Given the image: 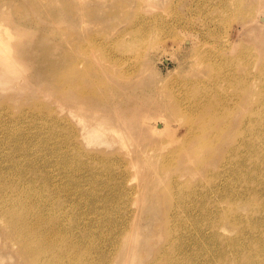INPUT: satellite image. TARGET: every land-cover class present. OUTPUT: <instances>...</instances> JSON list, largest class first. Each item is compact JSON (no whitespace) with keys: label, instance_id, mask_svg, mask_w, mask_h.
<instances>
[{"label":"rangeland","instance_id":"obj_1","mask_svg":"<svg viewBox=\"0 0 264 264\" xmlns=\"http://www.w3.org/2000/svg\"><path fill=\"white\" fill-rule=\"evenodd\" d=\"M258 2L263 0H0V32H11L13 54L20 62L16 73L0 67V195L16 202L14 208L0 202L1 264H239L229 251L222 252L226 242L213 243L205 231L224 226L237 235L240 229L228 217L236 207L245 219L250 217L252 205L264 195L258 198L257 193L263 194L258 191L246 199V187L222 185L219 159L214 165H198L199 153L207 156L194 140L196 134L204 136L202 125L189 131L177 98L205 107L196 123L212 113L219 94H227L229 108L238 88L220 78L214 81L209 74L230 63L229 56L238 58L236 71V63L248 55L258 69L263 59L254 56L257 45L242 32L246 15ZM260 43L264 45V37ZM250 45L253 49L243 56ZM200 46L207 51L221 47L226 59L206 66ZM242 62L240 72L246 70ZM70 87L89 102L100 101L107 88L112 89L123 100L122 114L129 119L142 108L162 103L167 125L153 133L139 121L137 137L117 143L116 157L109 161L86 155L92 146L78 149V154L69 140V123L74 124L66 101ZM211 89L217 95L209 99ZM250 89L247 86L249 97L257 102L247 100L244 110L233 107V125L246 112L255 122L263 110L257 89ZM156 114L149 115L151 123ZM145 128L150 132L139 133ZM190 132L193 137L186 144L193 139L191 148L178 155L181 162L190 158L184 162L182 179L191 184L179 183L170 178L180 172L178 162L168 163L164 156L182 145ZM125 158L133 159L134 168L118 175ZM156 176L160 179L149 184ZM55 177L66 184L61 186ZM204 181L212 188L201 190L200 185L199 195L191 193ZM229 194L235 196L233 203ZM41 202L59 220L57 228L67 222L79 240L52 237L55 241L48 242L39 235H49L45 229L24 227V220L16 229L18 216L36 218L43 212ZM136 222L139 232L132 229ZM146 228L152 230L145 238ZM21 232H27L25 239ZM123 237L128 256L118 246ZM205 249L210 254L204 255Z\"/></svg>","mask_w":264,"mask_h":264},{"label":"bare ground","instance_id":"obj_2","mask_svg":"<svg viewBox=\"0 0 264 264\" xmlns=\"http://www.w3.org/2000/svg\"><path fill=\"white\" fill-rule=\"evenodd\" d=\"M257 9H263L260 15L256 12ZM242 32L245 33L246 39L254 40L257 45V51L259 52L258 55L254 56L258 57L259 60L263 59L258 69L257 66L254 65L255 58H250V55H248V58L245 61H238L236 63V71L233 66L234 62L238 58L229 56L230 63L224 64L219 71L209 74V77L214 81L220 78L221 81H225L227 84L234 85L238 88L239 95L234 96V101L230 103L229 108L226 106L228 100L224 98V96L227 95L224 91L225 94H219L217 98L213 99L217 100L218 104L213 107L212 113L206 117L207 119L201 123H196L195 117L199 113H206L204 106L200 104L194 105L190 101L184 103L181 99L177 98V110H180L182 113L187 115V124L190 129L189 131L192 133L195 132V129L198 128L200 124L202 125V132L204 136L202 137L200 134H196L194 135V140L203 147L201 150H207V156H204L203 153L200 152L198 165L202 166L206 165V163L214 165L216 163L215 161L219 159V162L217 163L222 167L223 177L220 183L224 186H231L238 183L239 187H246L245 198L248 199L251 194L257 193L258 191H262L263 193H257L258 198L264 195V45L260 43V39L264 37V0L263 2H258L257 7L246 15V18L242 23ZM209 35L213 34L209 32ZM11 39L12 34L9 30H7L5 36L0 32V67L3 66L10 74L16 73L18 65H20L19 60L13 54L12 44L10 43ZM236 43L237 42H232L234 46H236ZM200 47L201 48H199L198 51L202 50L203 52L200 58L206 66L210 67L215 64L217 59H226L224 50L221 47L211 51L205 50L202 46ZM246 48L247 49L245 50L242 49L243 56H245L250 49H253V46H246ZM241 62L242 65L246 67L244 72L239 71L241 65L239 67L238 65ZM193 83L197 84L199 87V82L192 81V84ZM247 86L249 89L251 88L250 90L257 89L255 92L257 94L259 93V103L262 104L263 110L261 111L260 116L255 119L257 121H252L250 116L246 115V112L237 121V124L233 125L231 123L230 110L233 107L234 110H244L247 105V100L252 103H255L257 100L256 98L252 99V96L249 97L250 93L248 94ZM229 87L230 86H224L225 90H228ZM107 89L108 92L104 93L103 98L100 101L89 102L87 98L85 99L86 96H83L78 90H75V88L70 87L67 91L66 101L69 105L70 117L74 121V124L71 123L70 125L69 123L68 127L69 140L73 149L78 152V149H84L85 147L92 146L93 149L87 150L85 152L86 155L92 156L96 159L106 158L105 160L109 161L111 157H116V152H118L117 143H124L125 140H129L130 142L134 141L135 137H137L135 131L138 129L139 121L142 125L147 124L152 132L156 133L165 129L167 119L162 110L163 104L158 102L156 107L149 110L147 108H142L137 113H134L133 116L131 115L133 120L129 119L130 116L125 117L122 114L121 104L123 103V100L115 97L112 89ZM247 94L248 96L245 98L243 95ZM216 95V91L211 89V96L209 99L215 97ZM114 98L117 99V102L120 105V110L118 109ZM194 106L198 107L192 108ZM153 112L157 113V118H155V121L151 123V121H149V115ZM137 115L139 119H136ZM220 116H222V119L225 117L224 121L219 119ZM55 125L58 127V122H56ZM208 129L210 131V135L208 134ZM145 132L149 133L150 131L146 128L139 130V133ZM191 132L182 145L176 147L164 156V160L166 162L171 163L169 160L173 161L172 163L174 164L178 162L177 165L179 166L178 168H180V172L172 175L170 178L177 182L180 181L181 183L189 184L191 183L189 181H184L182 177L185 174L184 162L190 158L185 157V161L181 162L182 155H178V153L181 149L189 151L191 148L190 144L193 139L190 143H188L189 145L186 144L187 141L193 137ZM229 142L230 145L226 147ZM81 153L82 152H78V154ZM132 161L133 159L131 160L127 158L123 161L121 160L120 167L117 171L118 175L123 172L126 173V171L131 168L133 169L134 164L131 163ZM57 167L60 168L61 165L57 163ZM227 174H231L233 177L230 179L227 177ZM258 174L260 175L258 176ZM158 179H160V176L153 177L149 184L152 183L153 185ZM209 179L210 178H207L205 180L208 181ZM54 180L58 184H62L60 182L61 178L55 177ZM206 181L196 184L193 189L194 191L191 193L199 195L200 185L202 186L201 190L211 189L213 185L206 183ZM65 184L66 183L64 182L61 186ZM18 188L20 187L16 185L14 189L17 193H19ZM142 188L146 187L142 185ZM145 191L147 192V189H145ZM162 191L163 189H160V193H157L158 196L161 195ZM213 192L214 190L211 191V193ZM171 195H173V193ZM8 196L9 195H0V202H8L10 208H14L16 202L8 201ZM191 196L195 195L189 194V197ZM252 197L253 196H251L250 199H253ZM234 198L235 196H233V194L228 195V199H230V202L232 201L231 203L235 200ZM252 207L254 213L246 219L242 212L237 210V207L235 208L233 215L228 217L231 222L239 227L240 231L237 235L229 232L228 228L224 226H214V229H211V231H205V233H209V239L213 243L220 244L221 242H226L227 246L221 249L222 252L229 251L228 254L231 257H237L239 264H264V199L262 198V201L254 203ZM39 208H42L41 210L43 212L36 213V218L26 217L24 219L23 214L22 216H18L17 220L19 222H16V229H20L24 220V227L25 224H27L30 228L37 227L39 232L40 227L45 229L49 235H41L43 233H39V235L42 236V238H47L48 242H54L55 240L53 238L56 240H67L74 239L75 237L74 240H79L74 232L68 230L70 225L67 222L66 224L65 221H62L61 223H64L65 225L62 224L60 228H57L59 220L56 221L52 218L53 214L50 215V209L46 207L45 203L41 202L39 204ZM28 213L29 212H26L25 214ZM132 224H134L132 229L137 232L141 231V226L138 222ZM77 227L80 228V226ZM151 230L152 229L146 228V231H142L145 238ZM26 235L27 232L20 233V236L24 237V239ZM126 236L127 234L125 237ZM125 237H123V240H118V246H120L122 254L124 256H128L130 254V249L126 243L122 244ZM26 250L28 252H32L30 247H26ZM204 251V255L210 254V250L205 249ZM217 252L219 254V251ZM212 257L213 260L216 259V253L213 252ZM84 260L85 257L81 259V261ZM1 263L2 257L0 255V264ZM112 264H117V262Z\"/></svg>","mask_w":264,"mask_h":264}]
</instances>
